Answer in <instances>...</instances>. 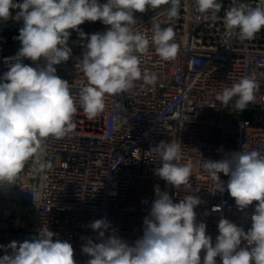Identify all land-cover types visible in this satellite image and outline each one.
<instances>
[{"label": "built area", "instance_id": "2783aa9c", "mask_svg": "<svg viewBox=\"0 0 264 264\" xmlns=\"http://www.w3.org/2000/svg\"><path fill=\"white\" fill-rule=\"evenodd\" d=\"M107 0H100L106 3ZM222 8L215 20L197 10L195 0H181L177 18L169 20L162 5L136 12L134 31L151 38L153 26L172 27L179 52L175 60L163 61L153 45L140 55L142 72L157 76L154 85L142 80L126 92L106 95L104 111L88 119L77 104L74 130L62 138L48 137L42 148L44 161L51 169L35 172L29 160L16 184L0 187V257L11 254V242L31 241L43 227L55 233L53 240L67 241L74 249L76 264H87L82 252L88 239L99 243L98 231L90 224L105 219L110 227L105 235L115 234L130 246L143 236V221L157 199V189L167 192L174 203L188 195L200 198L195 207L196 222L206 224V235L213 245L219 235L221 217L241 227L251 228V215L258 202L238 209L227 191L229 176L219 174L225 190L203 168L204 160L218 161L232 152L258 151L264 156V29L249 41H240L224 26L223 16L233 5L264 7V0H218ZM23 20L0 22V77L9 70L6 58L16 57L21 42L16 37ZM67 41L71 55L54 65L57 75L69 82L78 94L87 83L80 70L88 37L104 33L110 26L101 21H86ZM15 60L9 61L14 63ZM32 67L33 62L21 58ZM251 76L259 86L255 102L244 111L235 109L233 97L228 104L216 100L225 87ZM160 141L180 143L182 160L192 164L187 185L179 188L155 174L159 157L151 148ZM219 211H213L215 207ZM242 247H247L242 241ZM205 251H201V264ZM217 264H222L220 257Z\"/></svg>", "mask_w": 264, "mask_h": 264}, {"label": "clouds", "instance_id": "9594fccd", "mask_svg": "<svg viewBox=\"0 0 264 264\" xmlns=\"http://www.w3.org/2000/svg\"><path fill=\"white\" fill-rule=\"evenodd\" d=\"M195 4L212 20L222 8L218 0H195ZM162 5H170L165 9L169 20L178 17L181 0H0V20L10 18V9H19L14 19L23 20L15 38L22 46L16 57L6 58L9 70L0 77V187L16 184L29 160L34 161L35 172L51 169V162L42 159L43 142L74 130L77 104L88 119H94L104 111L106 95L126 92L138 80L144 85L156 83L154 73L142 72L140 55L147 54L151 44L163 61L175 60L179 52L175 32L172 27L156 24L148 38L134 31L133 26L137 24L134 13ZM222 19L229 33L240 41H249L264 29V7L233 5ZM86 21H101L110 27L88 37L80 60L87 83L77 100L54 65L68 61L71 55L67 45L70 29L86 37L78 27ZM21 58L34 63L43 60V64L32 67L22 63ZM12 60L15 62L9 63ZM258 87L253 77H242L218 93L216 100L226 105L238 97L234 107L242 112L255 102ZM150 151L160 160L156 175L176 188L188 184L192 164L180 163V143L160 141ZM202 166L218 191L225 190L219 174L229 176L227 191L238 209L258 202L247 232L221 217L213 245L211 236L206 235V224L196 222L194 209L201 203L200 198L188 195L174 203L167 192L157 189L158 198L143 221V236L134 245L115 234L106 236L110 225L105 219L90 224L98 231L100 242L88 239L82 246V252L90 257L87 264H201L202 250L206 253L203 264H217V257L222 264H264V156L255 150H241L218 161L204 160ZM219 210L218 206L213 209ZM54 235L46 226L31 241L11 242L7 245L11 254L0 257V264H76L72 244L54 241ZM242 241L247 247L241 246Z\"/></svg>", "mask_w": 264, "mask_h": 264}, {"label": "water", "instance_id": "95a60500", "mask_svg": "<svg viewBox=\"0 0 264 264\" xmlns=\"http://www.w3.org/2000/svg\"><path fill=\"white\" fill-rule=\"evenodd\" d=\"M14 3H22L23 0H13ZM19 11V9H10V13L11 15L17 14V12ZM10 15V16H11Z\"/></svg>", "mask_w": 264, "mask_h": 264}, {"label": "bare ground", "instance_id": "6f19581e", "mask_svg": "<svg viewBox=\"0 0 264 264\" xmlns=\"http://www.w3.org/2000/svg\"><path fill=\"white\" fill-rule=\"evenodd\" d=\"M15 16H16V14L11 15L10 18H9L8 20H12V19H14ZM2 21H4V20H0V22H2Z\"/></svg>", "mask_w": 264, "mask_h": 264}, {"label": "trees", "instance_id": "16d2710c", "mask_svg": "<svg viewBox=\"0 0 264 264\" xmlns=\"http://www.w3.org/2000/svg\"><path fill=\"white\" fill-rule=\"evenodd\" d=\"M99 2H100V0H99ZM3 40H4L3 38H0V42L3 41Z\"/></svg>", "mask_w": 264, "mask_h": 264}]
</instances>
